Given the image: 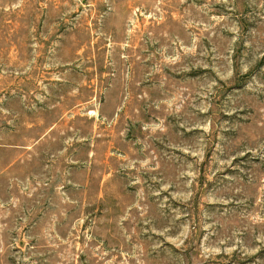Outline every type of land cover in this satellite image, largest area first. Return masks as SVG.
<instances>
[{
    "label": "rangeland",
    "instance_id": "374dc122",
    "mask_svg": "<svg viewBox=\"0 0 264 264\" xmlns=\"http://www.w3.org/2000/svg\"><path fill=\"white\" fill-rule=\"evenodd\" d=\"M0 264H264V0H0Z\"/></svg>",
    "mask_w": 264,
    "mask_h": 264
}]
</instances>
